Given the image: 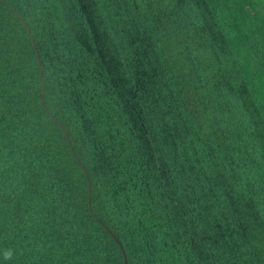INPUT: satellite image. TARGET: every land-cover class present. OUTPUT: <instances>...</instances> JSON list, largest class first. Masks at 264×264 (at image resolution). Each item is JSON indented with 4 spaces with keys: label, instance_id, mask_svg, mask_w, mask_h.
I'll list each match as a JSON object with an SVG mask.
<instances>
[{
    "label": "trees",
    "instance_id": "16d2710c",
    "mask_svg": "<svg viewBox=\"0 0 264 264\" xmlns=\"http://www.w3.org/2000/svg\"><path fill=\"white\" fill-rule=\"evenodd\" d=\"M125 254L264 264V0H0V264Z\"/></svg>",
    "mask_w": 264,
    "mask_h": 264
},
{
    "label": "water",
    "instance_id": "95a60500",
    "mask_svg": "<svg viewBox=\"0 0 264 264\" xmlns=\"http://www.w3.org/2000/svg\"><path fill=\"white\" fill-rule=\"evenodd\" d=\"M84 171H85V173H86V170H84ZM86 178H87V176H86ZM87 180H88V187H89V205H90V207H91V193H92V186H91V183H90L89 178H87ZM124 253H125V252H124ZM125 264H128V260H127L126 254H125Z\"/></svg>",
    "mask_w": 264,
    "mask_h": 264
}]
</instances>
